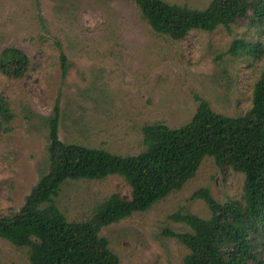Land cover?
<instances>
[{
    "label": "rangeland",
    "instance_id": "rangeland-1",
    "mask_svg": "<svg viewBox=\"0 0 264 264\" xmlns=\"http://www.w3.org/2000/svg\"><path fill=\"white\" fill-rule=\"evenodd\" d=\"M165 1L201 10L211 0ZM234 38L260 44L262 56L230 55ZM10 47L25 54L27 65L21 77L0 70L7 108L0 114V217L17 212L50 170L48 118L56 104L60 140L119 155L144 150V124L190 121L200 100L220 114L243 115L264 64V21L239 17L228 28L173 38L154 31L132 0H0V55ZM243 179L206 156L180 189L99 234L121 264H183L187 249L162 231L190 227L172 215L209 218L195 192L207 188L218 202L241 200ZM112 193L128 200L131 187L117 174L67 179L52 200L69 221H82ZM0 264H30L26 248L0 238Z\"/></svg>",
    "mask_w": 264,
    "mask_h": 264
},
{
    "label": "trees",
    "instance_id": "trees-1",
    "mask_svg": "<svg viewBox=\"0 0 264 264\" xmlns=\"http://www.w3.org/2000/svg\"><path fill=\"white\" fill-rule=\"evenodd\" d=\"M132 1L154 31L173 38L193 29L228 28L239 17L264 21V0H211L201 10L165 0ZM227 52L258 58L263 48L234 38ZM59 57L65 70L66 57L63 53ZM26 65L27 57L18 48H5L0 55V70L8 75L21 77ZM0 114H7L1 100ZM58 120L56 104L48 118L50 170L33 186L17 212L0 217V238L25 247L30 264H121L108 239L99 234L101 228L133 212L146 211L180 189L206 156L213 157L219 167L243 173L242 199L218 202L207 188H200L194 195L206 202L211 216L175 213L173 219L184 221L190 231L165 228L162 233L185 246L183 264H264L259 257L264 249V64L243 115L220 114L200 100L185 124H144L145 148L136 155L65 143L58 136ZM113 174L130 185L128 200L112 193L82 221H69L53 203L67 179L99 180Z\"/></svg>",
    "mask_w": 264,
    "mask_h": 264
}]
</instances>
